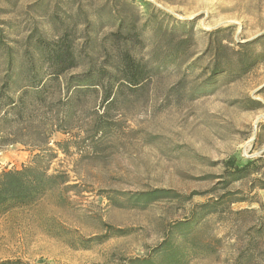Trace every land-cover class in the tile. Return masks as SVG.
<instances>
[{"label":"rangeland","instance_id":"374dc122","mask_svg":"<svg viewBox=\"0 0 264 264\" xmlns=\"http://www.w3.org/2000/svg\"><path fill=\"white\" fill-rule=\"evenodd\" d=\"M64 35L94 65L127 39L151 80L4 120ZM40 149L64 181L0 218V264H264V0H0V171Z\"/></svg>","mask_w":264,"mask_h":264},{"label":"trees","instance_id":"16d2710c","mask_svg":"<svg viewBox=\"0 0 264 264\" xmlns=\"http://www.w3.org/2000/svg\"><path fill=\"white\" fill-rule=\"evenodd\" d=\"M112 43L116 49L114 61L94 65L80 61V55L75 52L68 35L54 42L38 38L36 56L27 55L20 59V68L26 70L20 80L24 85L18 88L16 101L7 97L8 109L3 119L7 121L12 117L18 124L24 122L33 110L46 107L44 94L49 85L59 89L65 86L67 92L74 96L102 93L103 101L108 104L120 98L124 89L132 92L143 90L151 80L152 71L142 60L130 54L127 39L123 45L119 38ZM12 62L9 61V65ZM79 68L83 70L76 73ZM115 85L118 87L116 93ZM40 150L41 154L21 169L0 171V218L17 207L35 204L53 189L55 182L64 181L60 174H49L50 158L55 155L50 153L51 150Z\"/></svg>","mask_w":264,"mask_h":264}]
</instances>
